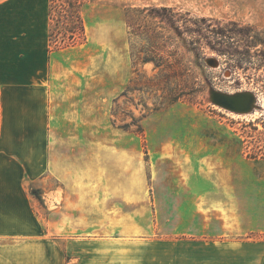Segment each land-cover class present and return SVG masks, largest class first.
I'll return each mask as SVG.
<instances>
[{"label": "crops", "instance_id": "crops-1", "mask_svg": "<svg viewBox=\"0 0 264 264\" xmlns=\"http://www.w3.org/2000/svg\"><path fill=\"white\" fill-rule=\"evenodd\" d=\"M50 4L0 0V264H264V159L148 143V173L105 79L49 50Z\"/></svg>", "mask_w": 264, "mask_h": 264}, {"label": "rangeland", "instance_id": "rangeland-1", "mask_svg": "<svg viewBox=\"0 0 264 264\" xmlns=\"http://www.w3.org/2000/svg\"><path fill=\"white\" fill-rule=\"evenodd\" d=\"M68 1L59 0L58 5ZM78 1L83 4L86 40L69 50L70 59L82 60L89 78L105 79L106 92L114 98L106 102L109 124L131 133L138 163L143 162L148 173L160 157L159 150L155 154L146 148L148 143L200 142L207 148L227 142L250 160L264 159V0ZM129 12L136 22L145 19L162 35L159 53L170 68L138 59L145 56L141 51L156 50L148 45L149 39L132 41L126 23ZM243 28L248 33L242 36ZM222 29L233 37L232 50H249L250 56H221L211 50L207 41L217 39L212 31ZM198 42L204 47L202 58ZM213 92H249L256 101L249 112L231 111L214 104ZM35 194L45 221L47 205Z\"/></svg>", "mask_w": 264, "mask_h": 264}, {"label": "trees", "instance_id": "trees-1", "mask_svg": "<svg viewBox=\"0 0 264 264\" xmlns=\"http://www.w3.org/2000/svg\"><path fill=\"white\" fill-rule=\"evenodd\" d=\"M59 0H51L50 4V40H49V50L50 51H60L68 48L76 47L85 43L86 35H85V27L81 15V7L83 4L78 0L68 1L66 4L58 5ZM69 5V9L67 7ZM147 9L141 11V13L146 12ZM164 12H169L167 8H163ZM131 12V11H130ZM130 12L126 16V23L129 29V36L132 41L133 38H145L148 41V45L156 50H146L141 51L140 53L145 54V56H140L138 59L141 63L148 64L153 63L156 68H170V64L166 62L164 57L160 56L159 51L162 50L161 43L162 35L158 33L156 30H152L150 26L147 25V21L144 19V22L138 23L136 22ZM55 23L54 28L52 29V24ZM63 26V28H62ZM135 28H137V32L135 33ZM209 28V27H208ZM62 30V31H61ZM240 34L243 36L248 33V29H240ZM212 35L215 34L214 37H217V43H213L214 41H207L208 46L211 50L216 51L221 56H250L251 52L248 51H240L239 49L232 50L234 46V42H232L233 37L226 32V30L212 31ZM206 39L208 38L205 34ZM199 44V56L202 58L204 55V47H202V43ZM133 47V42H132ZM150 47V48H151ZM149 48V49H150ZM144 49V48H143ZM142 49V50H143ZM133 55V52H132ZM182 70H180L181 72ZM0 125H1V106H0ZM35 193V191H34Z\"/></svg>", "mask_w": 264, "mask_h": 264}, {"label": "water", "instance_id": "water-1", "mask_svg": "<svg viewBox=\"0 0 264 264\" xmlns=\"http://www.w3.org/2000/svg\"><path fill=\"white\" fill-rule=\"evenodd\" d=\"M212 98L214 104L231 111L242 113L251 111L256 101L255 95L249 92L234 95L213 92Z\"/></svg>", "mask_w": 264, "mask_h": 264}]
</instances>
